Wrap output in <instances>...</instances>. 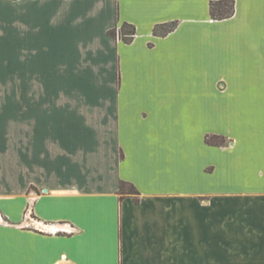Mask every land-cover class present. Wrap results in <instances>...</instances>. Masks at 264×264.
<instances>
[{
  "label": "crops",
  "instance_id": "1",
  "mask_svg": "<svg viewBox=\"0 0 264 264\" xmlns=\"http://www.w3.org/2000/svg\"><path fill=\"white\" fill-rule=\"evenodd\" d=\"M211 1L0 0L22 124L0 264H264V0Z\"/></svg>",
  "mask_w": 264,
  "mask_h": 264
},
{
  "label": "rangeland",
  "instance_id": "2",
  "mask_svg": "<svg viewBox=\"0 0 264 264\" xmlns=\"http://www.w3.org/2000/svg\"><path fill=\"white\" fill-rule=\"evenodd\" d=\"M0 59V194H5L20 191L21 88L8 86L10 83L19 84L20 76L13 73V76L6 77L5 64Z\"/></svg>",
  "mask_w": 264,
  "mask_h": 264
},
{
  "label": "trees",
  "instance_id": "3",
  "mask_svg": "<svg viewBox=\"0 0 264 264\" xmlns=\"http://www.w3.org/2000/svg\"><path fill=\"white\" fill-rule=\"evenodd\" d=\"M235 14V0H212L210 2V16L213 20H225L233 17ZM176 23L158 25L154 29V33L164 34L173 31L176 28ZM108 35L113 38H119L125 43L133 42L136 35V28L134 25L124 23L120 30L113 29L108 32ZM206 143L210 145H223L225 143L224 137L221 136H206ZM119 192L121 198L125 195L133 196L136 202H139L140 192L134 184L126 181H121L119 185Z\"/></svg>",
  "mask_w": 264,
  "mask_h": 264
},
{
  "label": "built area",
  "instance_id": "4",
  "mask_svg": "<svg viewBox=\"0 0 264 264\" xmlns=\"http://www.w3.org/2000/svg\"><path fill=\"white\" fill-rule=\"evenodd\" d=\"M42 230H45V229H42Z\"/></svg>",
  "mask_w": 264,
  "mask_h": 264
}]
</instances>
